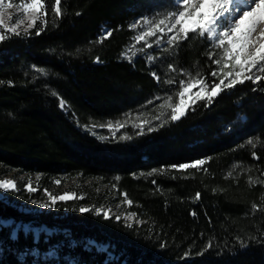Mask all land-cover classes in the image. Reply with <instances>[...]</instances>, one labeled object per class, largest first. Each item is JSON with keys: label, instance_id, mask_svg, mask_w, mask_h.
<instances>
[{"label": "trees", "instance_id": "1", "mask_svg": "<svg viewBox=\"0 0 264 264\" xmlns=\"http://www.w3.org/2000/svg\"><path fill=\"white\" fill-rule=\"evenodd\" d=\"M45 3L46 26L38 20L27 33L5 31L0 41V173H39L45 182L67 176L85 185L86 196L35 213L0 198V264H264V211L252 207L264 209V183L256 182L264 181V81L197 101L171 121L170 110L159 106L168 95L178 102L185 73H199L210 86L215 79L207 52L219 50L210 41L190 35L172 52L165 44L156 54L158 81L143 57H121L133 36L130 22L154 11L152 0H61L55 19L54 0ZM103 25L113 32L100 42ZM75 118L133 123L103 137L81 130ZM136 120L151 121L143 134L133 128ZM196 160L206 162L171 167ZM96 180L113 185L119 197L127 193L133 220L96 214L88 189ZM3 219L57 230L13 237ZM90 240L108 244L114 255Z\"/></svg>", "mask_w": 264, "mask_h": 264}, {"label": "snow or ice", "instance_id": "2", "mask_svg": "<svg viewBox=\"0 0 264 264\" xmlns=\"http://www.w3.org/2000/svg\"><path fill=\"white\" fill-rule=\"evenodd\" d=\"M13 6L12 0H0V29L4 30L0 31V41L8 38L5 31L15 35L20 34L18 28L20 24L24 23V20L18 19V22L11 28L6 23L5 11ZM19 8L28 21L27 27L24 29L25 33L34 28L38 20L46 26L47 9L45 0H19ZM61 15V0H54L52 16L55 19ZM129 28L134 31L139 29L132 39L136 43L144 42L146 48H152L153 43L157 45L166 43L169 47L164 51L172 52L174 49L179 48L181 42L187 41L191 35L206 38L211 42L213 49L219 50L207 52L208 58L217 66L216 70L210 73V76L215 78L210 90L206 82L207 78H201L199 73L196 77L185 73L188 78L179 81V90L175 93L178 102L173 103V96L168 95L164 99V103L159 106L161 109L167 108L170 110L171 121L181 119L186 114L187 109L191 108L197 101L206 100L211 103L224 90H231L236 85L244 84L246 81L259 83L264 80V0H173L172 9L162 15L142 16L135 22L130 23ZM112 32L113 30H108L102 34L100 42L110 37ZM36 34L39 35V32ZM151 37H158V39L149 43ZM143 51H145V48H135V45H132L121 55L124 59L132 62L135 54ZM156 59L157 57L152 55L146 56L149 63ZM169 70L172 72L177 71L173 65H169ZM180 71L184 72L185 70L181 69ZM151 75L159 81L160 77L156 72H152ZM216 79L219 80L218 83L215 82ZM166 83L174 84L176 81L169 79ZM194 88L198 90L193 91ZM156 99L161 98L157 97ZM149 103H152V101H149ZM61 107H65L63 100H61ZM164 115L165 113L161 111L155 119L160 120ZM167 122L164 121V123ZM150 123L149 120H141L139 124H136V127L141 128L139 134H143V127ZM100 126L118 131L119 128L125 127V124L117 122L114 125L112 122H108ZM92 127L94 128L96 125ZM148 130L154 131L155 129L149 127ZM248 143H252V141L250 140ZM205 162V160H196L192 163L171 167L187 170L201 167ZM256 182L264 183L260 180ZM55 183L59 184L60 181L56 180ZM249 183H253L251 177ZM26 188L29 192L37 191L31 181L26 184ZM0 189L17 191V182L7 179L0 180ZM44 191L51 203H44L43 207L54 206L58 200L64 201L77 198L75 193L66 192L63 195H52L47 189ZM123 195L126 203L131 206L133 201L127 199V193H123ZM199 195V193H196V198H199ZM262 200H264V196H262ZM252 207L254 210L264 211L260 205L253 204ZM79 211L88 212L90 209L81 207ZM95 211L97 215L103 213L105 219L110 218V209L107 211L96 209ZM135 216V213H130L127 214L125 219H133ZM115 218L120 220L122 217L116 216Z\"/></svg>", "mask_w": 264, "mask_h": 264}, {"label": "rangeland", "instance_id": "3", "mask_svg": "<svg viewBox=\"0 0 264 264\" xmlns=\"http://www.w3.org/2000/svg\"><path fill=\"white\" fill-rule=\"evenodd\" d=\"M153 6L157 5L154 11H145L141 14L134 17V19L130 22L133 23L136 20L140 19L142 16H154L157 14H163L166 11L172 9L173 7V0H152ZM13 7L10 9H7L5 11V17H6V23L8 24L9 28H11L13 25H15L18 22V19L24 20L23 24H20L18 31H24V29L27 27V19L24 17L22 10L19 8V0H12ZM10 17V18H9ZM0 31H4L3 29H0ZM108 31V27L106 25H103L101 28V35ZM133 36L136 35V33L139 31L132 30ZM158 39V37H151L149 38V43H152ZM164 44L157 45L153 43L152 48H146L144 42L136 43L132 38L128 45L123 49L122 53L126 51L130 46L135 45V48H145V51L143 52H137L134 56V59L138 56L143 57L145 59L147 66L151 69L152 72L156 71V60L149 63L146 60L147 55H152L156 57V54L159 50H161ZM121 53V54H122ZM122 57V55H121ZM123 58V57H122ZM124 59V58H123ZM133 59V60H134ZM127 60V59H125ZM132 60V61H133ZM264 81V80H261ZM207 82V81H206ZM219 82V81H218ZM217 82V83H218ZM208 83V82H207ZM209 85V84H208ZM211 86L209 85V90ZM198 89H193V91H196ZM65 112H68V107L65 104V107H61ZM188 110V109H187ZM108 122H112L114 125L117 122H121L125 124V127L119 128V130L115 129H109L108 127H101L100 125H105ZM133 123L130 122L129 119L122 118V119H116V120H107L104 123L96 124L92 122L84 123L75 118L76 126L79 127L83 131H87L91 134L100 135L103 137L108 136H115L118 132H122L123 129L126 128V126H131ZM141 120H136L133 124V128L136 130H140L141 128L136 127V124H139ZM93 125H96V127H92ZM15 180L17 182V191H5L4 189H0V198L11 203L12 205L16 206L18 209L35 213L37 209L43 208L44 203H51L49 200V197L47 193L44 191L47 189L48 192H50L52 195H63L64 193H75L76 197H82L84 198L85 195V185H82V187L79 188V184L81 181H79L77 184L74 183V180L67 177V176H56L52 177L48 181H43L41 175L39 173H31L26 171H20L16 169H8L4 171L3 173H0V180ZM59 180L60 183L56 184L55 181ZM31 181L33 187L37 189V191L29 192L26 188V184ZM90 180H85L84 184H87ZM92 194L96 195L97 198V206L98 209H104L105 211L111 210V215L116 216H127V206L125 197H119L117 194L116 188L111 185L104 183L102 181L96 180L93 181L92 185L88 187ZM124 196V195H122ZM128 199V198H127ZM70 200V199H68ZM59 201V200H58ZM66 201V200H64ZM103 214V213H102ZM133 220V219H129ZM1 224L8 225L12 227V236L16 237L17 232L19 230H23L26 232L31 231L35 237H38L42 232H46L47 234H51L57 229L55 228H49L45 225H37L32 221L29 222H21V221H15L14 219H3L1 220ZM90 244L94 245L99 250L107 251L110 256H113L114 253L112 250L108 247V244L103 243H96L94 241L89 242ZM36 252V251H35ZM37 253V252H36Z\"/></svg>", "mask_w": 264, "mask_h": 264}]
</instances>
